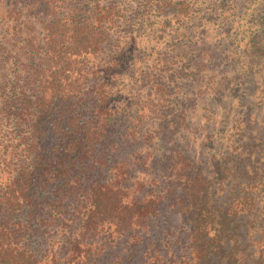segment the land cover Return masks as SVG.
Returning a JSON list of instances; mask_svg holds the SVG:
<instances>
[{
	"label": "trees",
	"instance_id": "obj_1",
	"mask_svg": "<svg viewBox=\"0 0 264 264\" xmlns=\"http://www.w3.org/2000/svg\"><path fill=\"white\" fill-rule=\"evenodd\" d=\"M190 3L0 0V56L15 74L0 148V264H264V179L244 184L239 154L191 150L187 110L220 85L206 76L210 48L191 40ZM151 11L171 15L166 27L174 19L171 44L188 40L144 72L143 101L118 87L140 60L118 27H145ZM257 44L264 55L263 36ZM200 131L201 147L211 145L212 131ZM166 199L184 230L169 231L165 249L148 233Z\"/></svg>",
	"mask_w": 264,
	"mask_h": 264
},
{
	"label": "rangeland",
	"instance_id": "obj_2",
	"mask_svg": "<svg viewBox=\"0 0 264 264\" xmlns=\"http://www.w3.org/2000/svg\"><path fill=\"white\" fill-rule=\"evenodd\" d=\"M190 1V12L197 26V35H192L191 40L200 42L202 39L204 47L210 48L212 59L206 76L212 79L215 86L220 85L214 91L199 94L187 110L191 150L202 157H209L213 153L219 155L226 150L239 154L244 164L243 183L264 179V55L257 50V41L261 36L264 37V0ZM134 11L136 8L132 6L127 13ZM170 17L167 13L151 11V16L145 20V27L138 25V21L131 25V32L123 25L118 27L122 41H126L128 35L135 38L134 48L140 58L134 61L133 77L124 75L117 80L118 87L132 86L138 89L143 101L149 97L148 84L142 79L144 72L150 71L159 57L170 55L172 49V53H179L187 48L188 39L181 36L178 45L171 44L172 39L174 43L177 41V37H170L174 30V19L170 22L171 26L166 27L164 23ZM162 25L163 34L159 29ZM176 61L173 68L181 65L179 58ZM160 65L157 64V68ZM6 66L0 56V148L7 143L13 129V121L7 114L12 97L11 82L15 74L14 67L8 70ZM181 82L186 85L185 93L182 94L187 96L194 82L189 77ZM176 95L173 93L175 102L181 96ZM174 109L177 111L180 108L175 105ZM208 117L210 120H207ZM204 124L212 131L213 143L202 148L200 128ZM14 144L9 145V150ZM110 171L114 173L118 167ZM139 172L133 171L136 175ZM214 173L209 171L210 176ZM260 189V205L264 206V186ZM159 210V214L151 219L148 235L163 237L162 243L166 249L169 231L176 229L182 232L184 227L181 213L168 204V199Z\"/></svg>",
	"mask_w": 264,
	"mask_h": 264
}]
</instances>
